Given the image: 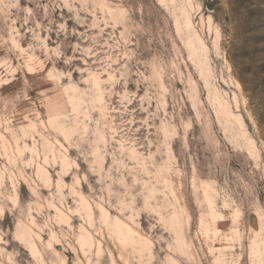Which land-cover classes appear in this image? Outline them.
Masks as SVG:
<instances>
[{
  "label": "rangeland",
  "instance_id": "374dc122",
  "mask_svg": "<svg viewBox=\"0 0 264 264\" xmlns=\"http://www.w3.org/2000/svg\"><path fill=\"white\" fill-rule=\"evenodd\" d=\"M0 264H264V0H0Z\"/></svg>",
  "mask_w": 264,
  "mask_h": 264
}]
</instances>
